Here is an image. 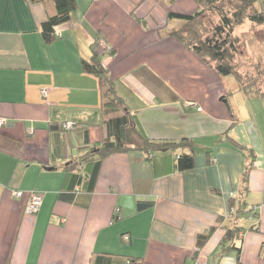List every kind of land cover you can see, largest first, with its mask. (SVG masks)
Here are the masks:
<instances>
[{"label": "crops", "instance_id": "obj_1", "mask_svg": "<svg viewBox=\"0 0 264 264\" xmlns=\"http://www.w3.org/2000/svg\"><path fill=\"white\" fill-rule=\"evenodd\" d=\"M176 1L76 0L46 43L52 0H0V116L11 123L0 128V264H91L104 254L264 264V98L223 82L169 35L182 24L169 11L199 10ZM93 54L148 138L194 142L191 169L177 170L172 151L116 152L102 160L93 191L62 195L68 165L106 136L99 79L81 66ZM72 120L75 128H60ZM30 192L42 196L36 214L24 211ZM139 201L153 205L137 211ZM229 229L233 241L221 244Z\"/></svg>", "mask_w": 264, "mask_h": 264}, {"label": "trees", "instance_id": "obj_2", "mask_svg": "<svg viewBox=\"0 0 264 264\" xmlns=\"http://www.w3.org/2000/svg\"><path fill=\"white\" fill-rule=\"evenodd\" d=\"M45 1V0H31ZM55 12L48 15L41 25V37L44 42H52L56 37L57 26L66 23L71 18V13L76 7V0H52ZM199 10L192 14H184L169 11L167 18L176 19L182 22L181 26L169 31V35L190 47L193 52L220 76L233 75L239 89L247 96H258L264 98L263 91H257L242 81V76L237 69L235 56L238 51L239 39L234 34L236 27L248 21L251 25L260 26L264 23V10L255 7V0H195ZM228 1L232 3V11L228 15L220 14V20L213 25L210 32L200 30V16L205 8L212 10L218 3ZM202 32H206L203 36ZM82 70L92 74L99 79L101 88L100 113L104 117L106 136L98 146L90 148L87 152L80 154L67 168V180L69 188L62 195L66 194L69 199L80 191H93L98 171L102 160L108 155L116 152L129 150H143L148 153L160 151H172L175 154V167L179 171L189 170L194 165L193 150L195 144L192 140L183 138L178 141L152 140L148 138L136 125L135 119L125 106L123 100L116 94L114 84L103 67L100 58L93 54L89 60L83 59ZM73 121V120H72ZM66 122V121H65ZM75 122V121H73ZM61 122L60 128H63ZM77 126L78 123L75 122ZM58 126H51L56 129ZM84 149V148H82ZM180 152H176L181 150ZM183 149H186L185 152ZM150 151V152H149ZM247 181V174L243 175V182ZM60 195V196H62ZM152 202L139 201L136 210L141 211L150 206ZM116 217V216H115ZM207 233L199 235L198 244L201 245L209 236ZM233 230H227L221 240V244L233 241ZM235 250L236 261L240 262V249L232 243L228 245ZM223 251L219 252L222 255ZM91 264H143L140 257L124 256L116 254H104L95 257Z\"/></svg>", "mask_w": 264, "mask_h": 264}, {"label": "rangeland", "instance_id": "obj_3", "mask_svg": "<svg viewBox=\"0 0 264 264\" xmlns=\"http://www.w3.org/2000/svg\"><path fill=\"white\" fill-rule=\"evenodd\" d=\"M178 0L174 7L187 11L188 5ZM169 5V2L165 1ZM232 3L225 1L218 3L212 10L205 8L200 16V30L210 32V29L219 22L220 14H230L233 7ZM255 7L258 10H264V0H255ZM179 21V20H178ZM180 27V26H179ZM206 32H202L205 36ZM207 32V33H208ZM234 34L238 36V51L235 56L237 69L242 76V81L249 84L248 86L257 91L264 92V23L260 26L249 25L248 21L236 27ZM223 82L230 85H236L233 75L223 77Z\"/></svg>", "mask_w": 264, "mask_h": 264}, {"label": "built area", "instance_id": "obj_4", "mask_svg": "<svg viewBox=\"0 0 264 264\" xmlns=\"http://www.w3.org/2000/svg\"><path fill=\"white\" fill-rule=\"evenodd\" d=\"M56 36H60V34L56 33ZM41 93L43 96L46 95V91L44 89L41 90ZM187 105H195V104L189 103ZM195 107H196V110H201V108L199 106L195 105ZM10 124L11 123L7 118L0 116V128L5 127V126H9ZM75 127H76V125H75V122H73V121H66L63 124V128L66 130L73 129ZM28 132L30 133L31 130H29ZM23 193L24 192L22 190H16L13 192V196L18 198V197H21L23 195ZM41 197L42 196L40 193L30 192V197H29V199L26 202L25 207H24L25 213L36 214L39 211V208L41 206ZM123 239L128 240L129 239L128 235H123Z\"/></svg>", "mask_w": 264, "mask_h": 264}]
</instances>
